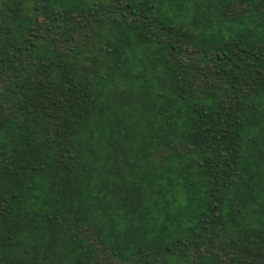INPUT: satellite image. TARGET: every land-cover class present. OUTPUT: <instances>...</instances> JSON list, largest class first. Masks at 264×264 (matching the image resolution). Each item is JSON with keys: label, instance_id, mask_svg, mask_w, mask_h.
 <instances>
[{"label": "trees", "instance_id": "1", "mask_svg": "<svg viewBox=\"0 0 264 264\" xmlns=\"http://www.w3.org/2000/svg\"><path fill=\"white\" fill-rule=\"evenodd\" d=\"M0 264H264V0H0Z\"/></svg>", "mask_w": 264, "mask_h": 264}]
</instances>
